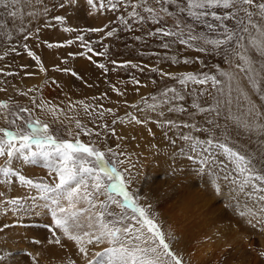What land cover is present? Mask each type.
Returning <instances> with one entry per match:
<instances>
[{
    "label": "rangeland",
    "instance_id": "1",
    "mask_svg": "<svg viewBox=\"0 0 264 264\" xmlns=\"http://www.w3.org/2000/svg\"><path fill=\"white\" fill-rule=\"evenodd\" d=\"M94 3L95 7L87 0H42V3L32 0L29 6L22 0L17 18L7 15L8 11L16 8L0 5V101H8L7 108H0V128L28 132V122L39 120L42 125H48L49 134L58 141L79 139L84 143L95 142L101 150L112 148L124 153L119 156L124 163L116 166L121 172L127 169L125 176L131 179L128 191L140 206H151L148 208L149 216L160 226L171 251L182 259L183 264H264V256L261 255L264 252V230L259 225L253 226L255 219L250 224L248 220L252 216L247 215H264V201H258L256 195L246 194L252 191L250 186L244 192L237 191L238 185L232 180L239 179V174L235 171L234 162L222 149L204 153L198 147L193 150L194 141L182 139V136H191L194 140L203 141L214 135L226 140L229 146L251 157L253 166L264 174V134L246 131L229 117L223 107L219 109V116L214 112L201 111L215 109L217 99L223 101V95L218 94L217 86L211 81L205 84L180 83L186 74L197 78L215 75L223 80L220 72L228 68L232 70L223 50L213 52L211 46H207V50L201 52L197 50L198 43L189 47L179 43L176 37L149 34L160 27L175 29L176 17L160 13L164 19L154 23L142 7H137L135 10L145 17L141 22L128 15L133 11L131 6H118L112 10L108 0H103L104 7H101V0H94ZM138 3L139 0H131V4ZM178 3L186 6V0H178ZM147 6L157 10L161 7L155 0H147ZM45 7L48 9L46 13L43 11ZM166 7L170 12H178L175 4ZM29 12L37 15L28 16ZM55 16L65 19L59 22L53 19ZM121 16L127 24L120 19ZM178 16L181 26L185 22L195 24L186 12L178 13ZM226 23L235 27L233 21ZM67 28L74 31H65ZM92 28L103 30L89 31ZM195 29L197 33H207L210 38H216V33L207 32L203 25L195 24ZM108 32L113 35L108 36ZM252 35L257 34L253 32ZM78 36H83V41L77 39ZM184 38L187 39V33ZM69 40L73 43L67 44ZM48 43L62 46L50 48ZM245 43L249 44L250 38ZM164 44L169 47H163ZM29 51L35 52L40 61L29 56ZM252 55L254 60L260 61L258 52ZM230 59H233V64L239 62L232 57ZM126 62L131 63L124 66ZM99 64H104L108 71L101 69ZM136 80L140 81L139 85L134 83ZM113 85L119 93L113 90ZM169 89H175V92H167ZM165 92L168 97L175 95L184 99L161 103ZM257 94L255 96L259 99ZM259 100H253L258 107L264 105V101ZM242 103L233 102L231 112L240 115ZM153 104L156 105L155 111L149 107ZM84 105L89 106L87 110ZM21 108H28L30 114L17 115ZM169 108L175 110L169 111ZM107 109H112V112ZM260 111L264 112V107H260ZM132 117L147 118V123H136ZM226 117L230 126L225 124V127ZM77 121L80 127H77ZM192 125L194 127H190ZM222 127L230 129V135ZM110 129L115 130L114 134ZM86 130L93 134L87 135ZM0 138H5L4 133H0ZM16 143L19 146V142ZM25 155L17 153L9 158L6 151L0 156V167L10 169L7 174L0 172V193L3 194L0 195V264H71L72 261L86 264L79 245L68 239L62 230L56 229L51 216L53 202L49 198L54 194L49 193L45 197L40 189L22 183L19 178L23 175L34 182L54 184L57 182L53 179L55 173L46 166L47 161L43 157L38 156L30 162ZM106 159L116 163L111 155ZM184 170H188L189 175L186 182L210 188L214 193V203L219 206L213 214L217 217L213 225L217 233L212 235L215 237L207 251L198 239L199 233L195 234V239L189 238V243L185 240L183 226L188 227H185L186 222L174 221L171 225L168 221L173 203L165 208L159 205L165 191L158 197V186L162 190L163 185ZM218 187L220 191H217ZM13 199L19 203H11ZM99 199L104 200L105 197L100 196ZM77 207L88 205L81 203ZM167 209L171 211L164 213ZM100 210L97 205L94 211ZM108 211L121 213L122 210L112 205ZM123 211L128 216L133 215L130 208ZM242 211L245 216L240 215ZM105 219L113 217L106 216ZM81 222L84 223L85 219L82 218ZM54 236L60 237V244L53 242ZM112 246L107 241L87 245L89 258L103 260L107 264L108 256H97L96 253H104Z\"/></svg>",
    "mask_w": 264,
    "mask_h": 264
},
{
    "label": "snow or ice",
    "instance_id": "2",
    "mask_svg": "<svg viewBox=\"0 0 264 264\" xmlns=\"http://www.w3.org/2000/svg\"><path fill=\"white\" fill-rule=\"evenodd\" d=\"M21 2L22 0H0V5L5 8H8L9 5L16 8L15 11H8L7 15L17 18L20 14ZM87 2L95 7L94 0H87ZM23 3L31 6L32 0H23ZM36 3H42V0H36ZM155 3L161 5L159 10L147 6V0H139L138 4H131V0H108L112 10H116L118 6H131L133 11L128 15L141 22L145 20V17L135 10L137 7H142L143 11L149 14L148 18L154 23H160L164 19L160 13L177 18L175 29L160 27L149 33L152 36L159 34L176 37L179 43L189 47L193 46V43H198L197 50L201 52L206 51L207 46H211L213 52L222 49L225 59L232 66L231 71L223 70L220 72L223 80L217 79L215 75H204L203 78H197L193 74H186L180 83L185 84L186 81H192L205 84L211 81L214 86H217L218 93L223 95V101L217 99L215 109L200 110L214 112L216 116H219L221 114L219 109L223 107L228 112L229 117L246 131L264 134V122H261L264 118V112L260 111V107H264V105L258 107L251 99L249 92L242 86V81H246L251 91L260 93L259 98L264 101V2L261 0H186V6H181L178 0H155ZM172 4L176 5L178 12L174 13L168 10L166 5ZM60 7L63 8L64 4L61 3ZM101 7H104L103 0H101ZM43 11L46 13L48 9L45 7ZM185 12L187 16L193 18L195 24L203 25L207 32L216 33V38H210L207 33H197L195 24L185 22L181 26L178 13ZM27 15L36 16L37 13L29 12ZM53 19L63 22L65 18L55 16ZM120 19L127 24L123 16ZM227 21H233L235 27H229ZM102 30L101 28H92L89 31L100 32ZM36 31L38 32L39 29ZM65 31L70 32L74 29L67 28ZM253 32L257 35L253 36ZM186 33L187 39L184 38ZM107 35L111 36L113 33L108 32ZM249 38L250 43L246 44L245 40ZM77 39L83 41V36H78ZM66 43L72 44L73 41L69 40ZM230 45L231 47H229ZM47 46L51 48L62 45L48 43ZM163 47L168 48L169 45L164 44ZM24 48L27 49L28 45L25 44ZM256 52L260 54V61L253 59L252 54ZM103 54L98 53V55ZM28 55L34 60L40 61V57L35 52L29 51ZM230 57L239 62L233 64V59ZM88 58L91 59V57ZM185 62L187 63V61ZM112 63L115 64L116 62L113 61ZM130 63L126 62L124 66ZM132 66L136 67V65ZM99 67L105 72L108 71L104 64H99ZM64 71H68V69H64ZM72 74L76 75L74 72ZM8 75H13V73H8ZM162 75L171 74L162 73ZM134 83L139 85L140 81L136 80ZM113 90L119 93V89L115 85H113ZM167 92L174 93L175 89H169ZM167 92L163 94L164 99L161 103H171L176 99H184L183 96L168 97ZM233 93L236 95L233 96ZM234 99L243 102V111L240 115L231 112ZM80 103L83 104V101ZM7 107L8 101H0V108ZM84 107L87 110L89 106L84 105ZM149 107L153 111L156 110L155 104ZM196 107L199 108V105ZM174 110V108H169V111ZM179 110L184 111L183 108ZM107 111L112 112V109H107ZM20 113L30 114V110L21 108L17 115ZM159 114L163 115V112ZM132 119L136 123H147V118L141 120L132 117ZM76 123L77 127H80V122L77 121ZM168 123L173 122L168 121ZM27 127L28 132L20 129L10 131L0 128V133H4L5 137L0 138V156L5 155L7 151L9 158L21 153L26 154L25 158L30 162L38 156L47 161L46 166L55 173L53 179L57 181L56 183L34 182L23 175H20V181L40 189L41 195L45 197H48L49 193L54 194L49 198L53 202L51 216L55 221L56 229L62 230L68 239L79 245V252L83 255L86 264H105L103 260L94 261L89 258L87 247V245L102 244L105 241L113 246L106 249L104 253H96V255H107V264H183L182 259L171 251V245L166 242L165 234L160 226L149 216L148 208L151 206L149 205L148 208L140 206L132 193L128 191L127 185L131 179L125 176L127 169L121 172L116 166L117 163H124L123 160H119V156L124 155V153L116 152L112 148L101 150L95 142L84 143L79 139L58 141L49 134L48 125H42L39 120L28 122ZM104 127L107 128L108 125L105 124ZM190 127H194V125ZM110 131L113 134L115 132L114 129H110ZM204 131L208 130L205 129ZM86 134L92 135L93 133L91 130H86ZM78 135L79 133H77ZM182 139L194 141L193 150L198 147L204 153L217 148L222 149L226 156L234 162L235 171L239 174V179L233 178L232 180L233 184L238 185L237 191L244 192L245 188L250 186L252 191L246 194L249 196L256 195L258 201H264V195L260 194L264 193V186H262L264 185V174H261L253 166L251 157L242 154L234 147L229 146L226 140H220L214 135L203 141L194 140L191 136H182ZM16 142H19V146ZM33 146H35V150H33ZM107 155L115 158L116 163H110L106 159ZM8 171L10 169L0 167V172L7 174ZM217 191H220L219 187ZM0 195L3 194L0 193ZM100 196L105 197V199L100 200ZM117 197L122 199H117ZM11 203L18 204L19 200L13 199ZM81 203L87 204L88 207H77ZM97 205L101 209L99 212L94 211ZM112 205H117L122 210L121 213L108 211ZM128 208L131 209L133 215L128 216L123 211ZM240 215L245 216L246 213L242 211ZM247 215L252 216V219L248 220L250 224H253V219H255L253 226L259 225L264 230V215L259 217L255 213H247ZM106 216H111L113 219L107 220L105 219ZM82 218L85 219L84 223L81 222ZM53 242L60 244V237L54 236ZM261 255L264 256V252ZM71 264H75V261H72Z\"/></svg>",
    "mask_w": 264,
    "mask_h": 264
},
{
    "label": "bare ground",
    "instance_id": "3",
    "mask_svg": "<svg viewBox=\"0 0 264 264\" xmlns=\"http://www.w3.org/2000/svg\"><path fill=\"white\" fill-rule=\"evenodd\" d=\"M228 70H231V69L228 68ZM242 86L245 88V90L249 92L251 99H253L254 101L260 99V98L259 99L256 98L255 96L256 93H253L251 91L246 81H242ZM257 95H260V94L258 93ZM235 101L236 100L234 99L233 102ZM259 101H261V99ZM225 124L226 126H230L228 123L227 117L224 120L223 125L225 126ZM223 130L227 135H230V129L223 128ZM184 171L179 174L177 173L174 179L169 180V182L163 185L162 190H160L161 187L158 186L157 188L159 189L158 197L162 196L163 192L165 191L164 196L160 199L159 205L162 208H165V206L167 207V204L173 203L170 206L171 208H173V210L171 211L170 209H167V211L164 212V213H167V212L169 213L168 210L171 211L168 221L171 223V225L174 223V221H177L178 223L186 222L187 224H185V227L186 226L188 227L184 228L183 226V229H185L183 232V236L185 237V240L189 243L190 241L189 238L195 239V237H197V235L195 236V234L199 233L198 239L200 238V240L203 242L205 251H207L211 246L210 244H211L212 239L215 237L212 235L214 234V232L217 231V229L216 230L214 229L215 227L213 228L214 222L217 220L216 219L217 217H215L213 214H215L219 206H216L214 203L215 202L213 200L214 193L212 194L211 189L205 188V186L203 187V185H200V184L197 187L195 182L194 183L186 182V178L189 175H187L188 170L185 172ZM202 233L204 234L206 233V234L201 235ZM207 233L209 234L207 235ZM217 244L219 243L217 242ZM209 256H212V255H209Z\"/></svg>",
    "mask_w": 264,
    "mask_h": 264
}]
</instances>
